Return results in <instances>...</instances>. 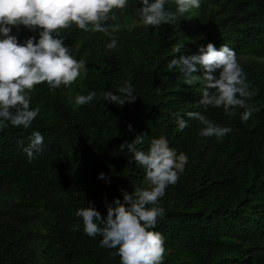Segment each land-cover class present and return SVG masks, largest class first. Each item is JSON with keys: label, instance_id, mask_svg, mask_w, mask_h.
<instances>
[{"label": "trees", "instance_id": "obj_1", "mask_svg": "<svg viewBox=\"0 0 264 264\" xmlns=\"http://www.w3.org/2000/svg\"><path fill=\"white\" fill-rule=\"evenodd\" d=\"M140 6V0H128L107 23L140 22ZM165 7L176 11L174 0ZM39 31L20 25L11 34L23 43L38 40ZM114 35L116 47L109 49V35L75 25L62 30L73 57L86 62L87 75L70 87L35 86L30 106L40 113L31 126L0 127V264H36L39 253L50 264H120L119 256H111L115 249L101 247V236L87 235L75 213L90 206L106 217L107 204L117 197L123 202L121 189L148 187L144 169L119 151L138 134L144 136L142 150L165 134L170 147L188 157L178 182L160 199L165 215L152 229L164 237L163 264H264V0H201L174 24L121 26ZM208 42L235 51L255 92L248 103L256 110L246 122L241 108L230 117L221 107L198 106L200 82L184 84L178 70L166 68ZM125 81L136 91L134 103L104 100V91L118 94ZM93 91V101L75 103ZM189 111L232 131L221 139L202 137L203 125L189 119ZM174 112L188 122L182 131ZM33 131L43 135L44 150L29 162L18 142L27 146ZM40 222L44 234L36 230Z\"/></svg>", "mask_w": 264, "mask_h": 264}, {"label": "clouds", "instance_id": "obj_2", "mask_svg": "<svg viewBox=\"0 0 264 264\" xmlns=\"http://www.w3.org/2000/svg\"><path fill=\"white\" fill-rule=\"evenodd\" d=\"M142 6L136 9L140 22L145 27H160L174 24L180 16L189 10L201 6V0H174L176 11L166 8L167 0H140ZM128 0H0V127L27 129L40 113V108H32L29 93L35 86L44 82L49 90L62 85L70 87L83 73L87 75L86 62L77 60L64 44L61 31L75 25L88 32H101L111 37L107 48L114 49L120 30L115 21L113 9L123 11ZM180 14V15H178ZM20 25L31 31H39L36 37H29L23 43L12 33V27ZM176 54L181 47L173 49ZM169 71L178 70L184 84L193 85L197 81L202 85L201 99L198 106L221 107L228 116L236 114L241 108L240 119L246 122L256 109L248 101L255 95L247 82L235 51L223 44L216 46L208 42L199 45L196 54L177 55L166 65ZM203 69V75H195ZM219 70L218 76L215 75ZM118 94L104 91V100L123 106L126 102L134 103L136 93L133 85L125 81L118 88ZM96 92L78 95L75 103L84 105L93 101ZM179 130L188 127V122L179 112L171 113ZM189 119H196L203 127L202 137L221 139L232 129L213 123L200 112L189 111ZM7 122V123H6ZM129 130L132 125H128ZM30 142L24 146L19 141L29 162L37 159L44 150V137L39 131H33ZM144 136L136 135L131 141L119 145V151L131 154L132 160L144 169L148 187L134 186L129 193L121 189L123 202L117 197L107 204V215L102 216L95 207H81L75 215L82 218L84 232L95 237L101 236L100 246L115 249L114 258L119 256L120 264H163L165 247L164 237L154 231L157 221L165 215V209L159 205L166 188L178 182L184 171L188 157L184 152L170 147L165 134L151 138L147 150L143 144ZM99 178L106 179L101 172ZM110 182V181H109ZM79 229V225L73 231Z\"/></svg>", "mask_w": 264, "mask_h": 264}, {"label": "rangeland", "instance_id": "obj_3", "mask_svg": "<svg viewBox=\"0 0 264 264\" xmlns=\"http://www.w3.org/2000/svg\"><path fill=\"white\" fill-rule=\"evenodd\" d=\"M140 24H142V23L139 21H136V20H132V19L126 20L123 23H119L120 26L128 28V29H130L136 25H140ZM253 59H255V58H253ZM36 230L41 232L42 234H44L46 232V230H45V228L41 222L36 225ZM36 264H50V263L46 260V258L41 253H39L38 254V261Z\"/></svg>", "mask_w": 264, "mask_h": 264}]
</instances>
